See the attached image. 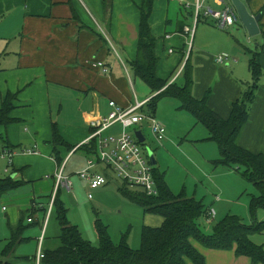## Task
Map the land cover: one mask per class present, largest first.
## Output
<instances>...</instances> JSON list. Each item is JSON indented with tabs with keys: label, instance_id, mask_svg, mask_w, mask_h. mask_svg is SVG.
Returning <instances> with one entry per match:
<instances>
[{
	"label": "crops",
	"instance_id": "1",
	"mask_svg": "<svg viewBox=\"0 0 264 264\" xmlns=\"http://www.w3.org/2000/svg\"><path fill=\"white\" fill-rule=\"evenodd\" d=\"M79 1L86 7V12L77 0H0V103L9 92H18L16 106L11 113L16 120L1 129L6 139L0 141L14 153L11 175L24 180L23 186L29 188L22 198L15 195L14 199H9V203L18 206L12 216V224L20 220V205L30 209L36 202L38 209L40 205L39 208L44 207V197H48L50 204L57 174L61 168L63 172L65 170L54 154L53 122L58 124L64 139L75 146L72 151L59 147L64 161L69 163L80 150L77 148L87 144L91 134L90 121L110 113L111 100L127 107L136 101L149 99H140L136 93V87L140 88V92L146 87L143 80L135 75L131 64L138 52L140 12L133 18L125 8L132 7L129 2L125 5L121 3L124 7L121 11L119 8L113 11V0L110 9H105L102 0H90L95 14L83 0ZM168 1L154 0L150 17L159 57L158 77L171 82L177 79L182 83V69L190 55L194 69L193 94L203 98L215 85L208 104L221 116L228 117L232 103L244 90V83L250 84L252 80L250 69L248 75L246 72L238 77L235 73L243 71V63L236 60L233 66L231 61L224 64L228 57L224 62H219V55L210 51L197 48L193 52L194 45L187 56L191 36L184 32V26L190 24L170 17ZM140 3L141 0L137 5ZM116 4L119 6V2ZM263 5L264 0L258 3L252 0L249 9L256 14ZM213 29L211 25H204L201 34ZM222 35L229 41L225 34ZM235 48L239 50L238 47H229V51L234 52ZM218 51L227 53L226 49ZM237 55L243 60L241 53L237 52ZM246 59L244 61L249 63V59ZM98 61L103 62L110 71L105 72L103 67L94 65ZM261 62L264 67V51ZM131 88L134 89L135 98L131 95ZM258 91L239 143L254 152H264V84ZM81 151L85 154L82 157L85 161L81 159V166L70 173L89 168L92 161L95 165L91 170L105 174L108 182L96 189H90L87 183L88 193L94 191L96 195H104L111 192L112 188L107 185L112 177L101 171V163L93 161L85 149ZM9 167L7 163L6 170ZM259 234H253L251 238L255 243L264 245V232ZM226 251L229 253L219 255L221 259L235 264H252L249 257L237 256L233 250Z\"/></svg>",
	"mask_w": 264,
	"mask_h": 264
},
{
	"label": "trees",
	"instance_id": "2",
	"mask_svg": "<svg viewBox=\"0 0 264 264\" xmlns=\"http://www.w3.org/2000/svg\"><path fill=\"white\" fill-rule=\"evenodd\" d=\"M105 9H110L112 0H102ZM251 3L252 0H247ZM71 2V0H69ZM247 4L249 7L250 5ZM154 0H141L139 4L140 24L137 57L134 59L132 69L136 76L141 78L153 92H157L146 106L148 111L155 115L157 101L162 96L179 99L181 108L194 114L197 121L204 124L209 131V139L215 141L220 149V158L214 160V166L235 168L240 167L242 176L252 182L259 194L253 199L252 210L264 208V152H254L239 143V137L246 123L249 121L250 108L254 103L260 88L259 80L264 74L261 56L264 51V5L257 12H262L260 20L262 43L258 49H250L249 69L252 74V83L247 84L241 96L231 107L228 117H223L213 110L208 100L211 96L209 89L203 98L193 94L194 84L193 64L189 55L182 69L183 81L177 79L172 82L161 79L157 75L159 57L156 54V37L152 34L150 17ZM74 14L75 9L72 8ZM256 13V14H257ZM238 23H241L238 22ZM18 92H9L0 106V139L5 140L1 129L16 119L11 116L15 108ZM54 154L61 166L64 158L59 147H66L72 151L75 146L70 145L61 135L58 124L52 123ZM8 145H6L7 147ZM77 149H85L88 154L98 159L97 141L92 140L80 145ZM158 194L148 195L140 188L130 187L126 182L119 187L120 192L129 200L139 204L146 213L160 215L163 222L159 226L144 225L141 232V245L133 248L129 242V231L123 233L120 242L116 243L108 230V226L101 220L95 222L98 244L95 245L86 239L79 227L68 219L67 209L60 198V189L53 198L51 211L56 210L61 231L54 246L44 248L46 237L43 238L42 252L44 256L40 264H206V257L194 241L210 249L234 250L237 256H247L252 264H264V245L255 243L251 236L264 232V221H256L252 225L245 224L236 215H227L224 219L213 225L212 234H204L199 229L198 219L201 216H212L211 211L200 201L183 194L172 193L165 181L164 174L153 168ZM24 180H18L12 175L0 176V194L19 188ZM49 204V206H50ZM45 210V207H41ZM39 209V207H38ZM33 202L32 213L27 220L34 221L33 213L38 210ZM25 215L20 220L9 223L10 237L0 254V264H14L16 260L37 262V255L25 257L16 254L18 246L25 241L24 236Z\"/></svg>",
	"mask_w": 264,
	"mask_h": 264
},
{
	"label": "rangeland",
	"instance_id": "3",
	"mask_svg": "<svg viewBox=\"0 0 264 264\" xmlns=\"http://www.w3.org/2000/svg\"><path fill=\"white\" fill-rule=\"evenodd\" d=\"M77 1L86 12V7L79 0ZM83 1L96 14L91 1ZM243 1L248 3L247 0ZM260 1L262 0H254L255 3ZM117 2H119V6H117ZM126 2L132 4L131 8L125 7L129 10V15L132 13L133 18H136L137 12L139 13L137 4L140 0H113V11L115 8H119V11H121V8H124L121 3L125 5ZM168 2L170 17L172 19H178L184 21L185 24L193 26L195 15L193 0H184L183 2L180 0H169ZM211 4H213L212 0ZM248 4L250 5V3ZM100 23L102 24L101 21ZM204 25H211L214 29L208 33L203 32L201 34V28ZM197 27V35L195 34V30L194 35L191 36L187 56L191 52L192 45H194L193 52L197 48H201L202 50L212 52L211 54L228 57L224 64L231 61L233 66L236 60L239 63H243V71L238 70L235 75L238 77L244 76L243 74H246V72L248 75L249 64L248 61L245 62L244 60H247L246 58L250 59L251 53L246 48L258 49L263 41L261 34L250 36L241 23H235L226 29H220L214 25L212 18H202ZM222 33L229 38V41L224 38ZM229 47H238L239 50L235 48V51L231 52L229 51ZM220 49H226L227 53L221 54L218 51ZM237 52L241 53L243 60L238 57ZM132 77L136 79L134 75ZM143 83L146 90L140 92V88L136 87L138 89L136 93L140 99L146 97L151 99L154 94L144 81ZM250 83H252V80H250ZM263 84L264 75L259 80V85ZM244 85L245 89L247 85ZM214 88L215 85L211 92H214ZM130 91L132 97L135 98L134 89L131 88ZM256 94L258 95L259 91ZM156 107L155 118L165 126L166 138L160 144L152 137L149 123H140V127L147 138L148 152H154L156 158L154 168L159 173L164 174L165 181L173 194H183L187 197H192L215 213L213 216L204 215L198 219L201 232L208 235L212 234L213 225L224 219L227 215H236L247 225H252L256 221H264L263 207H259L255 211L252 210L253 199L258 196L259 192L252 182L242 176L241 171L245 170V168L240 167V170L237 171L235 168L212 165L214 160L220 158L221 153L218 144L209 139L210 134L207 127L198 122L194 114L182 109L180 101L177 98L162 96L158 99ZM145 110H148L147 106H145ZM119 129L120 126L117 125L112 130L106 131L105 134L109 135L110 133L119 131ZM0 144H2L1 141ZM82 157H85V154L80 149L69 163L67 161H63L62 163L65 167L63 173L65 175L72 174L69 177V180H72V189L62 186L59 194L62 203L67 209L69 221L77 224L81 228L83 235L95 245L99 242L95 228V222L99 219L108 226L109 233L116 243L120 242L123 233L129 231L130 245L135 249L139 248L143 226H159L162 224L163 218L157 214L146 213L142 206L124 196L119 190V187L123 185V181L103 164H100L102 167L101 171L112 177L109 185H107L112 190L104 195H96V192L93 191L92 198H89L87 191L88 180L79 175L85 169H81L76 173H70L71 170L79 168L82 161H85ZM92 160L99 163L96 156H93ZM7 163L8 159L0 160V176L12 174V165L6 170ZM28 191L29 188L22 185L19 188L0 194V254L6 244V240L10 237L8 224L9 222H13L12 216L18 210V206L12 202L9 203V199H14L13 196L15 195L22 198L21 196ZM42 202L45 210L39 208L34 211V221L32 223L27 220V216L32 213L31 208L25 209L21 205L19 206V210H21L20 216L22 214L25 215L24 224L26 227L24 236L26 239L18 246L16 250L17 255L36 256L40 247V240L38 239L42 235L46 237L44 248L54 246L57 242V236L60 234L61 227L57 219L56 210L49 211L48 197H44ZM194 242L205 255L206 264H235V262L220 258L221 256L219 255L229 253L226 250H221L225 252H219L218 249L206 248L196 241ZM214 250L217 251L213 252ZM12 262L14 264H35L34 261H18L15 258H12Z\"/></svg>",
	"mask_w": 264,
	"mask_h": 264
},
{
	"label": "built area",
	"instance_id": "4",
	"mask_svg": "<svg viewBox=\"0 0 264 264\" xmlns=\"http://www.w3.org/2000/svg\"><path fill=\"white\" fill-rule=\"evenodd\" d=\"M183 2L184 0H180ZM195 5V15L193 26L185 25L184 32L193 36L197 25L201 19L212 18L216 26L220 29H226L240 22L239 15L232 0H193ZM173 51V50H171ZM226 56H219L218 61L224 62ZM94 65L103 67L105 72L110 71L103 62H95ZM149 99L136 101L127 107H122L111 100L110 113L105 117L94 118L90 121L91 134L87 143L92 140L97 141L98 145V162L111 169L115 175L130 187H137L145 191L148 195H157L158 188L154 178L153 168L150 155L147 149V138L141 142L136 135L137 130L143 129L140 123L148 122L151 128L152 137L160 144L166 138V128L158 121L153 114L145 110ZM120 126L119 131L106 135V131L112 130L115 126ZM115 131V130H114ZM145 135V134H144ZM13 150L0 144V160L8 159V166L12 164ZM95 164L91 161L90 167L81 171L79 174L82 178L88 180L90 189H96L108 182L105 174H99L91 170ZM71 189L72 182L62 171L57 174L56 186L53 198L60 187ZM92 198V193H88ZM53 200L51 202V207ZM215 213L211 211L213 216ZM31 221V219H29ZM43 236L40 238V247L37 255L38 263L44 256L42 252Z\"/></svg>",
	"mask_w": 264,
	"mask_h": 264
},
{
	"label": "water",
	"instance_id": "5",
	"mask_svg": "<svg viewBox=\"0 0 264 264\" xmlns=\"http://www.w3.org/2000/svg\"><path fill=\"white\" fill-rule=\"evenodd\" d=\"M234 6L236 7L237 13L239 15L241 24L248 31L250 36H255L261 34L260 20L262 18V12L254 14L250 11L249 7L243 0H232ZM136 135L141 142L145 141V135L142 130H137ZM151 164H156V158L154 152L149 153Z\"/></svg>",
	"mask_w": 264,
	"mask_h": 264
},
{
	"label": "bare ground",
	"instance_id": "6",
	"mask_svg": "<svg viewBox=\"0 0 264 264\" xmlns=\"http://www.w3.org/2000/svg\"><path fill=\"white\" fill-rule=\"evenodd\" d=\"M60 171H62V173H63V168H61ZM63 175H64V173H63ZM79 175H80V174H79ZM64 176H65V175H64ZM68 178H69V177H68ZM37 264H40V262H39V263L37 262Z\"/></svg>",
	"mask_w": 264,
	"mask_h": 264
}]
</instances>
